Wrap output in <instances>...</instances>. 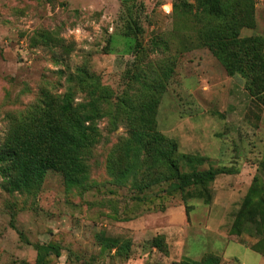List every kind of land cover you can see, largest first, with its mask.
I'll list each match as a JSON object with an SVG mask.
<instances>
[{
	"label": "rangeland",
	"instance_id": "374dc122",
	"mask_svg": "<svg viewBox=\"0 0 264 264\" xmlns=\"http://www.w3.org/2000/svg\"><path fill=\"white\" fill-rule=\"evenodd\" d=\"M137 1L144 32L133 39L120 33V0H0V144L43 91L71 90L76 102L107 92L105 113L115 114L122 97L145 94L135 76L125 80L131 70L142 81L162 80L157 129L180 153L203 158L181 160V170L220 174L202 197L160 181L165 167L123 177L130 129L106 114L83 184L67 187L50 171L33 193L0 187V264H37L38 244L61 248L44 264H242L240 256L264 264L253 251H264L261 226L242 222L240 235L231 232L254 177L253 201L264 199L263 96L228 73L204 23L175 17L174 0ZM254 1L255 27L242 37L264 35V0Z\"/></svg>",
	"mask_w": 264,
	"mask_h": 264
},
{
	"label": "trees",
	"instance_id": "16d2710c",
	"mask_svg": "<svg viewBox=\"0 0 264 264\" xmlns=\"http://www.w3.org/2000/svg\"><path fill=\"white\" fill-rule=\"evenodd\" d=\"M120 2L124 9L120 33L138 39L144 32L143 3L137 0ZM172 8L177 19H189L193 25L204 23L202 27H208L205 40L209 48L230 75L238 73L246 78V86L253 96L258 100L263 96L259 103L264 107V35L240 36L242 29L255 27V1L174 0ZM153 45L158 49L160 43L155 41ZM134 76L143 87L139 94H145L131 99L122 97L115 114L105 113L109 107L107 92L105 96L92 94L90 100L76 102L71 90L59 95L43 91L38 103L13 123L0 144V187L10 193H33L42 187L50 171L60 174L67 187L83 184L88 179V159L101 137L98 120L108 114L114 116V122L126 120L130 129L122 144L127 159L126 167L121 170L123 177L132 171L136 175L141 170L149 173L156 167H165L164 171H158L160 181H171L172 189L186 191L190 196L205 195L207 185L221 171L181 170V160L201 162L203 158L180 153L178 144L157 129L155 114L162 80L142 81L131 70L126 73L125 80ZM111 170L116 174L114 167ZM256 181L254 177L245 198L247 206L237 213L232 234L242 233V222L245 225L254 222L264 233V199L253 201V196L257 195ZM37 249V264H44L47 255H60L61 252L60 246L54 244H38ZM253 250L264 257V251ZM69 259L71 261V256ZM208 261L201 264H208Z\"/></svg>",
	"mask_w": 264,
	"mask_h": 264
},
{
	"label": "crops",
	"instance_id": "0c3cea01",
	"mask_svg": "<svg viewBox=\"0 0 264 264\" xmlns=\"http://www.w3.org/2000/svg\"><path fill=\"white\" fill-rule=\"evenodd\" d=\"M246 247V250H252L249 246H245ZM254 251V250H253ZM259 254V253H258ZM260 255V254H259ZM245 256L246 257H248L247 256V253H245ZM261 256V255H260ZM241 257V260H242V264H248V262H247V260H246V258H244V257H242V256H240ZM235 258H236V255H235ZM262 258H264L263 256H262ZM237 259H240V258H237Z\"/></svg>",
	"mask_w": 264,
	"mask_h": 264
}]
</instances>
